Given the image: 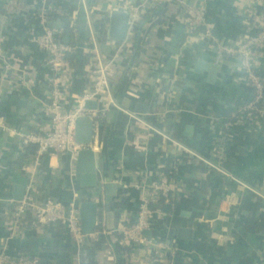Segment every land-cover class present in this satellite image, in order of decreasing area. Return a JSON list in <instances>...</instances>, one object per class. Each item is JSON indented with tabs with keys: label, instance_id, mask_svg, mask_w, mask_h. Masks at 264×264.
<instances>
[{
	"label": "crops",
	"instance_id": "0c3cea01",
	"mask_svg": "<svg viewBox=\"0 0 264 264\" xmlns=\"http://www.w3.org/2000/svg\"><path fill=\"white\" fill-rule=\"evenodd\" d=\"M121 2L0 0V119L11 129L0 131V246L40 264H155L145 246L124 245L118 229L135 219L145 179L165 178L173 185L172 203L149 236L172 243L175 253L157 264H264V116L226 124L249 92L240 60L217 50L253 31L264 0H166L158 21L151 12L138 33L112 43L108 16ZM186 6L206 8L210 35L188 31ZM41 10L50 11L49 25L60 24L50 26L62 30L61 39L76 46L60 79L67 110L88 84L91 34L105 58L121 45L114 83L119 107L95 122L94 186L80 184L69 155L48 153L36 166L32 147L19 146L20 134L49 126L44 110L52 74L45 52L29 39L30 31L42 30ZM260 71L264 81V53ZM107 178L116 185L110 202ZM29 195L39 203H97L96 227L82 248L58 225L33 229L28 218L14 222L10 200Z\"/></svg>",
	"mask_w": 264,
	"mask_h": 264
},
{
	"label": "built area",
	"instance_id": "2783aa9c",
	"mask_svg": "<svg viewBox=\"0 0 264 264\" xmlns=\"http://www.w3.org/2000/svg\"><path fill=\"white\" fill-rule=\"evenodd\" d=\"M85 3V0H82ZM166 0H122L119 7L130 13L129 32L142 20L145 11L158 8L165 4ZM51 13L59 14L56 8L50 9ZM48 14L50 11L41 10L38 17L42 30L29 32V39L36 43L45 52L44 64L51 71L50 82L51 98L45 105V114L49 126L42 131H29L20 134L19 146L22 150L32 147L33 162L40 165L43 155L52 153L69 155L75 162L78 150L81 148L75 142V117L78 115H91L95 122L111 107H119L114 95V83L116 75V58L120 55V46L117 45L111 57L105 58L96 45V36L92 35L93 46L88 58V84L79 94L72 97L73 107L67 110L63 103L61 92V75L67 64V55L73 52L76 46L61 39L62 30L49 25ZM185 14L189 32L204 30L210 35L211 29L206 19V8L186 6ZM161 16L153 15L152 22L158 21ZM73 32L76 30L71 25ZM253 31L243 40L233 44H219L218 53L235 56L245 73L246 85L249 92L248 99L240 104L231 114L237 119L249 118L251 120L264 116V81L260 71L261 60L264 53V15L255 22ZM128 37V35H127ZM126 37V38H127ZM109 40V39H108ZM126 40V39H125ZM125 40L120 42H125ZM111 41V40H109ZM112 43L114 41H111ZM10 68L9 64L5 65ZM95 101L96 107H87V103ZM231 120L226 124L230 125ZM10 127L0 119V131H9ZM223 146L217 144L215 151L221 153ZM72 177L76 172L71 173ZM172 182L165 178L145 179L143 193L140 199L136 217L130 223L122 224L118 231L124 245L145 246L152 254L153 263H165L175 253V247L170 242H161L146 234L151 230L157 219H165L168 216L167 205L172 198ZM9 213L14 222H22L28 218L33 229L48 225L60 226L70 235L78 248L84 245L87 234L81 230L79 206L73 202L63 203L53 199L44 202H36L30 195L21 200H10ZM0 264H40L38 257L24 254L11 253L4 244L0 246Z\"/></svg>",
	"mask_w": 264,
	"mask_h": 264
},
{
	"label": "water",
	"instance_id": "95a60500",
	"mask_svg": "<svg viewBox=\"0 0 264 264\" xmlns=\"http://www.w3.org/2000/svg\"><path fill=\"white\" fill-rule=\"evenodd\" d=\"M130 13L122 7L114 8L108 16L106 29V37L111 41H123L126 39L129 31ZM53 27L59 28V23H51ZM1 30V20H0ZM68 35L64 36L67 40ZM94 101L88 102L87 107H91ZM139 112L143 110L139 109ZM95 119L91 115H78L75 117V142L80 145L77 157L75 160V169L79 174L80 184L82 186H94L97 182V167L99 155L92 149L94 140ZM104 187L107 193V202L111 201L115 194L116 185L107 178ZM21 196H17L16 200H21ZM98 206L97 203L91 200H84L79 205V216L81 222V230L85 234L93 233L96 227ZM111 212H108V218H111ZM149 235V231L145 232ZM31 240H24V243L30 244Z\"/></svg>",
	"mask_w": 264,
	"mask_h": 264
},
{
	"label": "trees",
	"instance_id": "16d2710c",
	"mask_svg": "<svg viewBox=\"0 0 264 264\" xmlns=\"http://www.w3.org/2000/svg\"><path fill=\"white\" fill-rule=\"evenodd\" d=\"M154 11H157L158 12V16H161V14H162V9L160 10L159 8H151L150 10H149V12H145L144 13V15H143V18L145 17H149L150 15H151V12L152 13H154ZM53 14V13H52ZM140 27H141V23H139V24H137L136 25V27L134 28V31L136 32V33H138L139 32V30H140ZM73 30V29H72ZM63 31L64 32H68V31H70V29L68 28V27H65L64 29H63ZM229 119L231 120V121H233V120H235V119H237V118H235V117H231L230 115H229ZM170 203H172V198H171V200H170ZM119 264H124V261H123V259H120L119 260Z\"/></svg>",
	"mask_w": 264,
	"mask_h": 264
}]
</instances>
